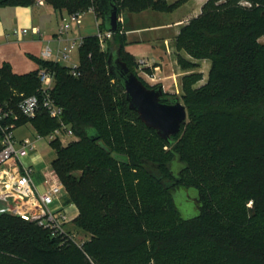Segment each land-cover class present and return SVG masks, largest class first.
Here are the masks:
<instances>
[{"label": "trees", "instance_id": "1", "mask_svg": "<svg viewBox=\"0 0 264 264\" xmlns=\"http://www.w3.org/2000/svg\"><path fill=\"white\" fill-rule=\"evenodd\" d=\"M36 1L0 0V7H29ZM44 1L69 15L86 13L90 5V0ZM114 2L119 14L173 10L159 0ZM260 39L264 0H206L200 14L180 28L176 41L210 68L204 84L183 88L187 118L169 142L129 110L125 93L114 97V85L124 89L108 73L109 55L118 50L130 71L136 64L124 52L120 26L105 40L113 47L107 52L97 35L82 39L77 76L72 68L40 60L39 68L54 76L51 98L77 139L50 144L55 149L51 166L79 211L75 230L88 239L82 249L60 248L34 223L1 214L0 264H264ZM37 71L16 75L8 64L0 67V104L18 117L3 124H13V130L30 124L36 134L47 136L58 127L56 120L42 109L33 119L18 111L23 97L38 94ZM162 98L169 103L178 97L163 93ZM1 138L0 130V149ZM174 160L183 166L176 176L169 167ZM182 183L197 192L198 214L189 219L181 217L172 195L184 189Z\"/></svg>", "mask_w": 264, "mask_h": 264}, {"label": "crops", "instance_id": "2", "mask_svg": "<svg viewBox=\"0 0 264 264\" xmlns=\"http://www.w3.org/2000/svg\"><path fill=\"white\" fill-rule=\"evenodd\" d=\"M202 1L204 3L206 0ZM163 13L174 15V18L170 21H159L161 17L159 14ZM68 16L65 10H55L45 2L42 5L35 4L29 7H0V67L8 64L14 74L24 75L38 70L40 60L56 62L60 65H62L61 60L72 63L71 56L69 59L62 57L65 48L71 42L82 41L85 37L96 35V28L99 31L100 21L94 13L86 12L81 24L71 25L58 41L59 27L67 21ZM146 16L154 18V22L140 24ZM184 17L183 15L179 17L177 11L170 13L151 9L139 13L121 11L119 26L120 33L125 37L124 52L133 58V53H135L139 56V60L147 61L148 65L153 64L154 68H158L161 73L166 72L169 67L171 68L172 52L170 50L174 47L173 42L179 34V25ZM21 30H26V33L19 34L18 31ZM138 44H142V48L133 51L131 48L139 46ZM53 46H55L54 50ZM47 48L51 51V55L49 58H44L43 51ZM75 50L77 51L76 65L62 66L73 68L78 65V48ZM134 60L139 61L135 58ZM28 125L32 131L26 128ZM13 134L16 141H21L26 138L33 139L36 132L30 124H26L14 129ZM48 146L51 147V145ZM34 155L35 153L23 159L25 165L33 168L32 179L35 173L33 163L37 158ZM43 181V175L38 184L33 179L39 190L42 189ZM60 205L67 209L73 219L77 217L76 206L69 201L67 193L60 197Z\"/></svg>", "mask_w": 264, "mask_h": 264}, {"label": "built area", "instance_id": "3", "mask_svg": "<svg viewBox=\"0 0 264 264\" xmlns=\"http://www.w3.org/2000/svg\"><path fill=\"white\" fill-rule=\"evenodd\" d=\"M43 0H37V5H42ZM88 12L93 13L90 9ZM85 12H76L68 16L57 33V40L66 33L71 25H80ZM19 34L26 30L18 31ZM112 33L98 31L97 37L100 45L111 37ZM81 40L71 42L62 53L64 59H69L72 50L79 48ZM51 51L47 48L43 51V57L49 58ZM140 64H145L140 61ZM76 67L71 74L77 76ZM157 69V68H154ZM150 81H155V74H146ZM39 83L38 94L23 97L18 104L19 114L27 119H33L42 109L50 119L56 120L58 127L47 136L36 134L33 139L16 141L13 134V124L4 125L7 118L17 120L13 111L0 104V130L2 133L0 149V215L8 214L27 222H32L38 228L46 231L48 235L57 241L60 248L75 246L82 249L87 239L79 236L77 231L68 230L73 226L74 219L68 214L67 209L61 207L60 197L66 194L65 187L55 174L51 164H47L43 170L44 181L42 189L35 185L32 179L33 168L23 163V159L36 153L38 142L44 141L50 145L54 141L68 143L76 140L71 128L62 121V109L51 98L54 87V76L47 69L39 68L37 71ZM57 206V207H56ZM74 206V205H73ZM75 208V207H74ZM76 209V208H75Z\"/></svg>", "mask_w": 264, "mask_h": 264}, {"label": "rangeland", "instance_id": "4", "mask_svg": "<svg viewBox=\"0 0 264 264\" xmlns=\"http://www.w3.org/2000/svg\"><path fill=\"white\" fill-rule=\"evenodd\" d=\"M44 1V0H43ZM45 2V1H44ZM167 7H173V10L171 12L177 11V14L179 17L183 15V20L181 21V25H179V28L184 26L188 21H190L193 18H196L200 12L201 7L204 4L202 0H159L158 5H163ZM92 9L95 16L99 19V21L102 23L101 18V12L99 9L98 0H90V5L88 7V10ZM87 10V12H88ZM170 13V12H169ZM152 14V13H150ZM158 15L157 13H154ZM160 19L159 21H170L174 18V15L163 13L159 14ZM154 18L152 17H145L141 20L140 24H151L154 22ZM96 31L98 33V29L96 28ZM180 31V29H179ZM96 33V35H97ZM102 33V32H101ZM147 36L149 34H146ZM178 36V35H177ZM177 38V37H176ZM259 42L261 44H264V39H260ZM174 47H171L172 49L170 52H172L171 57V68L167 69L166 72H159V69H154L153 64H149L147 61H144L145 64H140V61L138 58L139 56L133 53L134 58L136 60V64L131 67V71L144 82V85L148 87H161L164 93L169 94V96H176L179 98L181 104H183L182 101V93L183 88L188 87L191 89H195L202 84H204L207 80L210 63L206 60H195L191 58L184 49V43L182 41L177 42L176 39L174 40ZM139 46H133L131 48L133 51L139 50L142 48V44H138ZM101 48L104 52H107L111 49H113L112 45L108 46L104 42L101 45ZM109 48V49H108ZM55 49V46H53V50ZM130 49V50H131ZM71 58H73V62L70 63L68 61L61 60L60 63L62 65H68L73 66L77 63V51L74 49L70 53ZM146 74H155V81H150ZM185 91V90H184ZM113 93L114 97L117 100V98H121L124 96V92L121 90L119 86L114 85L113 86ZM184 105V104H183ZM28 130H31V127L28 125L26 127ZM32 131V130H31ZM77 140V139H76ZM179 139H176L175 143L178 144ZM63 144V143H62ZM65 145V143H64ZM37 152L34 156H36V161L33 163L34 165V181L38 184L41 180V175H43L42 171L45 169L46 163H50L55 158V149L54 147H50L46 145V143L40 142L36 146ZM165 151L170 150L167 148H164ZM184 189H175L172 193L174 203L183 219H188L196 216L198 214V204H197V192L194 189H188L190 186H188L186 183H182L180 185ZM77 216L79 214V211L76 207ZM68 230H75L74 226L69 225ZM79 236L88 239L84 233L78 232Z\"/></svg>", "mask_w": 264, "mask_h": 264}, {"label": "water", "instance_id": "5", "mask_svg": "<svg viewBox=\"0 0 264 264\" xmlns=\"http://www.w3.org/2000/svg\"><path fill=\"white\" fill-rule=\"evenodd\" d=\"M99 3L105 31L116 32L119 28L118 6L114 0H99ZM107 68L108 73L121 83L129 110L137 114L146 128L154 130L159 138L168 142L172 136L179 133L187 118L186 108L179 98H173L169 103L162 102L164 93L162 88L159 86L147 88L121 60L118 50L109 55ZM169 167L176 176L183 166L174 160Z\"/></svg>", "mask_w": 264, "mask_h": 264}, {"label": "flooded vegetation", "instance_id": "6", "mask_svg": "<svg viewBox=\"0 0 264 264\" xmlns=\"http://www.w3.org/2000/svg\"><path fill=\"white\" fill-rule=\"evenodd\" d=\"M165 103V102H164Z\"/></svg>", "mask_w": 264, "mask_h": 264}]
</instances>
